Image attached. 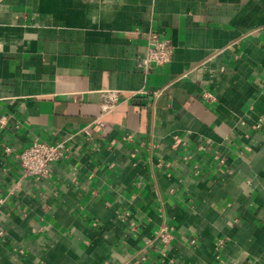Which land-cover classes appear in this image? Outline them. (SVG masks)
Listing matches in <instances>:
<instances>
[{
    "label": "crops",
    "instance_id": "obj_1",
    "mask_svg": "<svg viewBox=\"0 0 264 264\" xmlns=\"http://www.w3.org/2000/svg\"><path fill=\"white\" fill-rule=\"evenodd\" d=\"M0 118V264H264V0H0Z\"/></svg>",
    "mask_w": 264,
    "mask_h": 264
},
{
    "label": "built area",
    "instance_id": "obj_2",
    "mask_svg": "<svg viewBox=\"0 0 264 264\" xmlns=\"http://www.w3.org/2000/svg\"><path fill=\"white\" fill-rule=\"evenodd\" d=\"M174 54V45L169 38H163L158 32L150 31L147 37V47L145 52L139 56L138 64L145 72H153L159 67L165 66L172 61ZM238 58V55H235ZM204 97L207 99H214L212 93L205 91ZM104 104L103 110H109L116 103L118 96L112 91H106L103 93ZM0 123L4 125L6 121L4 118H0ZM99 125L103 126L100 122ZM264 125V118H261L256 122L255 127L261 128ZM82 131L90 136L89 128L86 126ZM7 151L10 149L5 148ZM72 148L68 143V140H61L56 142H47L38 138L34 139L29 146L20 151L17 154V159L21 168L23 177L38 176L47 177L51 173L52 165L69 158ZM216 158H220L219 155ZM221 162H224L220 158ZM231 173L232 171L229 170ZM174 227L168 224H162L158 229L154 231V238H147L146 243L152 244L154 240H157L162 246V252L164 255L165 248L171 242L173 238ZM224 240L220 239L219 244L223 246ZM146 257H143L145 259Z\"/></svg>",
    "mask_w": 264,
    "mask_h": 264
}]
</instances>
